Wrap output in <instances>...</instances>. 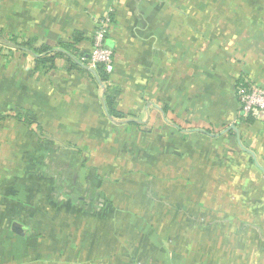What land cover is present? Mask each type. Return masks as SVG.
<instances>
[{"label": "crops", "instance_id": "crops-1", "mask_svg": "<svg viewBox=\"0 0 264 264\" xmlns=\"http://www.w3.org/2000/svg\"><path fill=\"white\" fill-rule=\"evenodd\" d=\"M108 13L114 64L103 87L93 74L67 72L62 57L41 72L30 51L0 44V264H264V173L236 140L264 168V118H244L237 97V85L264 88V0H0V31L55 50L79 33L76 55L87 56ZM106 85L120 89L121 115L179 133L187 123L229 141L225 157L252 164L229 174L235 184L221 188L220 202L188 204L122 202L98 172L38 171L48 133L86 131L83 144H93L91 131L116 126ZM129 121L138 122L119 124Z\"/></svg>", "mask_w": 264, "mask_h": 264}, {"label": "rangeland", "instance_id": "rangeland-1", "mask_svg": "<svg viewBox=\"0 0 264 264\" xmlns=\"http://www.w3.org/2000/svg\"><path fill=\"white\" fill-rule=\"evenodd\" d=\"M8 39H11L9 35L0 31V44L9 42ZM34 45L35 43L30 47ZM48 66L47 64V72L52 65L49 69ZM43 68L41 72H44ZM43 76L41 74L39 78H44ZM169 104L170 102H166L165 112L172 108ZM141 116L138 113L114 117L116 126L109 124L110 128L106 130L91 131L95 136L93 144L86 141V136V144H83L82 134L86 131L63 129V140L51 139L54 136L48 133V145H38V152L42 155L41 161L37 162L38 171L48 170V176L51 172L70 171L78 173L80 177L88 173L94 177L98 172L99 175L107 176L106 179H97L101 182L100 185L116 187V194L109 193V188L104 191L109 193L111 199L122 202L154 204L180 200L188 204L220 202L221 188L227 184H235L229 174L236 170L244 171L252 164L251 160L249 163L244 160L237 162L233 155L225 157L224 143L229 141L222 138L209 141L200 134L190 132L187 123H181V133L165 125L163 128H156L157 121L150 127L143 126L139 122ZM130 119L138 122L119 124ZM38 132V136H43V131ZM232 145L235 152H240L234 143ZM80 181L81 186L90 182L86 178H81ZM93 183L91 182L92 186ZM49 185L56 187L57 183L51 180ZM108 196L104 194L103 199ZM150 211L146 208L142 210L148 214ZM194 213L198 217L206 216L209 212L196 209L191 211L192 215ZM182 214L183 211L180 215Z\"/></svg>", "mask_w": 264, "mask_h": 264}, {"label": "trees", "instance_id": "trees-1", "mask_svg": "<svg viewBox=\"0 0 264 264\" xmlns=\"http://www.w3.org/2000/svg\"><path fill=\"white\" fill-rule=\"evenodd\" d=\"M9 38H11L10 40L8 39L9 42H12L20 49L30 51L34 55V65L37 68L46 67L47 64L50 66L54 62L55 58L62 57L66 61L65 69L67 72H87L89 75H92L90 71L84 68L85 65H89L88 56H86L84 53L79 56L76 55L74 44L80 41L81 35L79 33L74 34L71 42L59 41V50L50 48L46 44H42L39 47H30L34 43L33 39H18L19 42H17V37L15 35H10ZM93 69L102 83H105L108 80L109 75L104 70L103 65L96 64ZM120 92L121 91L118 87H109L108 85L104 87L103 92L104 106L108 115L117 118L122 117L121 113L116 109L117 99L120 95ZM246 119L251 120L253 118L248 116ZM74 200H77V196H74Z\"/></svg>", "mask_w": 264, "mask_h": 264}, {"label": "built area", "instance_id": "built-area-1", "mask_svg": "<svg viewBox=\"0 0 264 264\" xmlns=\"http://www.w3.org/2000/svg\"><path fill=\"white\" fill-rule=\"evenodd\" d=\"M112 22L110 13L96 21V27L91 37V47L88 54V62L91 66L103 65L109 73L114 64V52L106 46V34ZM237 97L240 103V111L244 118L251 116L253 119L264 118V88L258 85L237 86Z\"/></svg>", "mask_w": 264, "mask_h": 264}, {"label": "water", "instance_id": "water-1", "mask_svg": "<svg viewBox=\"0 0 264 264\" xmlns=\"http://www.w3.org/2000/svg\"><path fill=\"white\" fill-rule=\"evenodd\" d=\"M87 56H88V55H87ZM84 68L87 69L88 71H90V72L93 74V76H94L95 80L97 81V83H99V85H101V87H103V83H102V81L97 77L96 72L94 71V69H93L92 67H90V66H86V65L84 66ZM232 128H233L235 131H237V129H236L235 126H232ZM236 140H237L238 145H239V146H240L245 152H247L249 155H251V157L253 158V161H254V164L256 165V167H258V169H260V170L264 173V168H263V167H262V166L256 161V157H255L254 153H253L252 151H250V150L244 148V147L241 145V143H240V139H239L238 136L236 137Z\"/></svg>", "mask_w": 264, "mask_h": 264}]
</instances>
